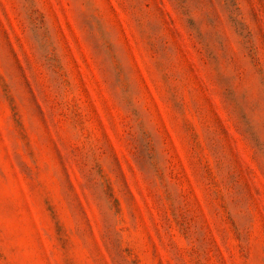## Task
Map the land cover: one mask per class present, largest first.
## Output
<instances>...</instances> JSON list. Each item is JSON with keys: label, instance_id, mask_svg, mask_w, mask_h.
Returning <instances> with one entry per match:
<instances>
[{"label": "rangeland", "instance_id": "rangeland-1", "mask_svg": "<svg viewBox=\"0 0 264 264\" xmlns=\"http://www.w3.org/2000/svg\"><path fill=\"white\" fill-rule=\"evenodd\" d=\"M0 264H264V0H0Z\"/></svg>", "mask_w": 264, "mask_h": 264}]
</instances>
